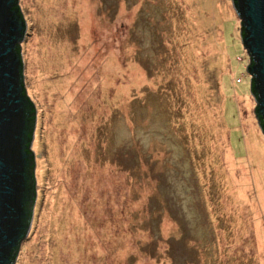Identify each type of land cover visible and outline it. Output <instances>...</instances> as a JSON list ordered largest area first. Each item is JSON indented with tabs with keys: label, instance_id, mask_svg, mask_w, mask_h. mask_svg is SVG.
I'll use <instances>...</instances> for the list:
<instances>
[{
	"label": "rangeland",
	"instance_id": "374dc122",
	"mask_svg": "<svg viewBox=\"0 0 264 264\" xmlns=\"http://www.w3.org/2000/svg\"><path fill=\"white\" fill-rule=\"evenodd\" d=\"M18 6L36 197L12 264H264V134L230 0Z\"/></svg>",
	"mask_w": 264,
	"mask_h": 264
},
{
	"label": "water",
	"instance_id": "95a60500",
	"mask_svg": "<svg viewBox=\"0 0 264 264\" xmlns=\"http://www.w3.org/2000/svg\"><path fill=\"white\" fill-rule=\"evenodd\" d=\"M239 19V40L254 117L264 134V0H230ZM18 0H0V264H12L26 238L36 197L34 104L25 91L18 44L26 34Z\"/></svg>",
	"mask_w": 264,
	"mask_h": 264
},
{
	"label": "trees",
	"instance_id": "16d2710c",
	"mask_svg": "<svg viewBox=\"0 0 264 264\" xmlns=\"http://www.w3.org/2000/svg\"><path fill=\"white\" fill-rule=\"evenodd\" d=\"M237 37H238V35H237ZM18 49H19V51L21 52V50H20V43L18 44ZM25 91H26V93H27V90H26V88H25ZM28 95V94H27ZM33 102V101H32ZM34 109H35V106H34ZM31 147V146H30ZM34 175H35V173H34ZM36 182V181H35Z\"/></svg>",
	"mask_w": 264,
	"mask_h": 264
},
{
	"label": "built area",
	"instance_id": "2783aa9c",
	"mask_svg": "<svg viewBox=\"0 0 264 264\" xmlns=\"http://www.w3.org/2000/svg\"><path fill=\"white\" fill-rule=\"evenodd\" d=\"M234 81H235V82H239V81H240V78H239V77H236V78L234 79Z\"/></svg>",
	"mask_w": 264,
	"mask_h": 264
}]
</instances>
